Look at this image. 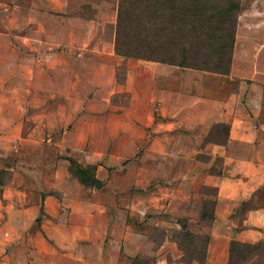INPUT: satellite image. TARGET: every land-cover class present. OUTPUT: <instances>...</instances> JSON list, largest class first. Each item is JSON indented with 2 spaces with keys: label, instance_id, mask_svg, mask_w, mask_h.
<instances>
[{
  "label": "crops",
  "instance_id": "obj_1",
  "mask_svg": "<svg viewBox=\"0 0 264 264\" xmlns=\"http://www.w3.org/2000/svg\"><path fill=\"white\" fill-rule=\"evenodd\" d=\"M117 1L97 0L89 15L84 0H71V12L68 0H0V264H135L149 245V227H180L171 219L194 211L177 192L188 179H200L204 159L168 156L167 170L150 179L181 181L153 190L147 216L121 202L114 172L92 159L86 140L71 144V133L143 131L165 140L178 127L196 137L201 152L222 155L241 175L256 162L246 154L264 147V123L257 122L264 69L257 55L240 72L233 57L229 73L221 74L117 54ZM121 62L126 73L117 81ZM98 71L100 80L85 79ZM115 92L128 95L113 101ZM112 116L126 122L96 121ZM218 122L229 125L226 142L204 141ZM50 143L58 155L46 149ZM68 156L97 164L103 185L83 184L69 170ZM176 163L191 170L179 173ZM222 195L220 187L216 210ZM168 244L166 237L160 248Z\"/></svg>",
  "mask_w": 264,
  "mask_h": 264
},
{
  "label": "rangeland",
  "instance_id": "obj_2",
  "mask_svg": "<svg viewBox=\"0 0 264 264\" xmlns=\"http://www.w3.org/2000/svg\"><path fill=\"white\" fill-rule=\"evenodd\" d=\"M80 1L83 0H78V3ZM96 1L84 0V10L87 14L92 15L93 4ZM118 2L119 0L117 5ZM68 3L71 12V0H68ZM73 10H75V5ZM44 22L50 24L51 21L45 18ZM59 38L63 40L65 35L61 33ZM76 39L82 42L81 37H76ZM260 43H264V0H241L232 54V59L234 57L237 61L238 72L244 69L243 61L250 55H257L264 69V48L257 49ZM125 73L126 64L124 62L115 66L114 74L117 81H122ZM91 75L93 76L85 75V79L91 81L97 76L100 80L102 74L98 71ZM112 95L113 101H117L116 95L128 94L115 92ZM96 121L110 125L124 122L120 117L115 116ZM257 122L264 123V86L261 111ZM227 125L225 122L213 124L204 141L211 140L224 144L229 133V125ZM187 134L178 127H172L165 140L158 137L154 139L152 133L143 131L77 132L71 133V144L80 146L86 140L91 147L89 152L92 159H98V162L107 167L108 171L114 172V183L121 188L123 194L121 202L132 206L133 209L147 211V216L152 215L150 211L155 204L152 198L153 190L163 184L174 185L181 181V178L172 181L150 179L155 171L167 170L164 160L168 156L172 158L197 156L205 160L201 165L204 174L200 179H188L177 192L178 199L188 196L189 206L194 211L171 219L180 227L175 226L176 224L167 229L161 226L149 227V245L144 252L134 257L135 264H264V162L259 161L264 154V147L260 146L261 148L253 149L252 153L246 154L256 161L250 164L249 174H233L230 170L231 164L225 162L222 155L201 152L200 148L195 146L196 137L193 135L190 138ZM119 136L121 137L119 143H111ZM246 141L250 142V140ZM46 149L53 155L59 153L52 143ZM197 150L199 151L196 153ZM173 167L177 168L179 173L191 170L189 163H176ZM223 173L230 179L223 178ZM207 174H214L219 178H214V182L211 183ZM220 187L225 195L220 197L219 207L216 210ZM109 191L112 190L109 189ZM228 193L230 195H227ZM108 198L112 199L111 195H108ZM203 211L207 214L204 218L201 217ZM179 222L187 224L186 230ZM184 231H188L191 235L184 234ZM166 237L170 240V245L160 248V242ZM206 238H209V241L203 262L183 261L184 256H200L204 250ZM233 240L259 246L251 249L250 252L244 251L242 255L230 261V245ZM182 248L186 250V254Z\"/></svg>",
  "mask_w": 264,
  "mask_h": 264
},
{
  "label": "trees",
  "instance_id": "obj_3",
  "mask_svg": "<svg viewBox=\"0 0 264 264\" xmlns=\"http://www.w3.org/2000/svg\"><path fill=\"white\" fill-rule=\"evenodd\" d=\"M240 6L241 0H119L115 52L227 74L231 68ZM66 158L69 170L83 184L97 188L103 185L96 175L97 164H83L73 157ZM206 216L204 211L201 212L202 218ZM179 223L186 230L187 224ZM208 241L206 238L200 256H184L183 261L203 262ZM258 246L231 241L230 261Z\"/></svg>",
  "mask_w": 264,
  "mask_h": 264
}]
</instances>
